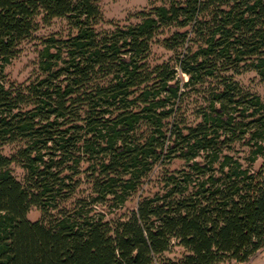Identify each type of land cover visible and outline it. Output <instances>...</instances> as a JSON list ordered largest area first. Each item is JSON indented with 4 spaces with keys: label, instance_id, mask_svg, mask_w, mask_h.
Instances as JSON below:
<instances>
[{
    "label": "trees",
    "instance_id": "16d2710c",
    "mask_svg": "<svg viewBox=\"0 0 264 264\" xmlns=\"http://www.w3.org/2000/svg\"><path fill=\"white\" fill-rule=\"evenodd\" d=\"M156 1L97 31L100 0H0V146L22 144L0 155V264L245 263L264 247V0ZM39 17L74 32L45 37L36 76L10 82ZM155 42L172 57L153 64Z\"/></svg>",
    "mask_w": 264,
    "mask_h": 264
},
{
    "label": "rangeland",
    "instance_id": "374dc122",
    "mask_svg": "<svg viewBox=\"0 0 264 264\" xmlns=\"http://www.w3.org/2000/svg\"><path fill=\"white\" fill-rule=\"evenodd\" d=\"M158 5L156 0H100L99 6L102 12V21L97 26V31L110 30L114 23L126 24L136 21V14L142 10L148 9L152 5ZM38 22L37 30L32 34V37L23 41L19 46V53L16 57L6 66L5 73L10 82L21 84L26 83L28 80L34 78L37 74L38 68V52L41 49V41L48 36L55 35L59 37H66L68 34L74 32L70 28L67 21L63 18H54L48 22H43L40 17L36 19ZM173 53L166 50L163 46L155 42L151 47L150 60L153 64L160 63L172 57ZM233 78L239 83V85L250 93L263 96V85L261 84L258 76L253 70H242L238 74H234ZM186 77L184 78V81ZM200 89L195 92L187 93L184 100V115L187 123L195 124L198 122V117L195 114L197 107L203 104V100L200 97ZM21 143H8L0 146V155L9 157L16 153L21 147ZM182 166L180 161L172 162L168 168L172 171ZM10 170L13 176L21 183H24V171L17 164L12 163ZM159 173L158 170L151 179L156 180ZM158 191V185L154 181L143 188L142 195H152ZM141 193L135 194L129 198L124 204L120 213L130 211L135 208L138 196ZM72 199L65 203V206H69L72 203ZM26 218L29 221H37L41 218V213L35 208L31 207L27 213ZM181 250L173 247L169 253L165 254V257L178 258L181 254ZM263 251L259 252L255 256L249 259L246 264H255L261 257ZM220 264H238L235 261H226ZM245 264V263H243Z\"/></svg>",
    "mask_w": 264,
    "mask_h": 264
},
{
    "label": "crops",
    "instance_id": "0c3cea01",
    "mask_svg": "<svg viewBox=\"0 0 264 264\" xmlns=\"http://www.w3.org/2000/svg\"><path fill=\"white\" fill-rule=\"evenodd\" d=\"M261 251H263V254L261 255V257L257 260V262L255 264H264V247L262 249H260L256 254H258ZM246 263H248V262H245V264ZM238 264H243V263H238Z\"/></svg>",
    "mask_w": 264,
    "mask_h": 264
}]
</instances>
